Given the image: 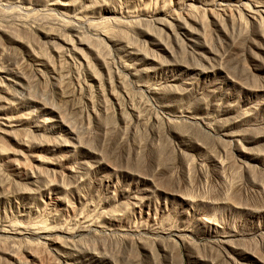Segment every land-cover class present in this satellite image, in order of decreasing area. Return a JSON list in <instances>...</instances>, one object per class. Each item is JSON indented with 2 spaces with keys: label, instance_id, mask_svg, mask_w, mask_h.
Here are the masks:
<instances>
[{
  "label": "rangeland",
  "instance_id": "obj_1",
  "mask_svg": "<svg viewBox=\"0 0 264 264\" xmlns=\"http://www.w3.org/2000/svg\"><path fill=\"white\" fill-rule=\"evenodd\" d=\"M11 21L0 264H264V0H0Z\"/></svg>",
  "mask_w": 264,
  "mask_h": 264
},
{
  "label": "bare ground",
  "instance_id": "obj_2",
  "mask_svg": "<svg viewBox=\"0 0 264 264\" xmlns=\"http://www.w3.org/2000/svg\"><path fill=\"white\" fill-rule=\"evenodd\" d=\"M7 20H10V19H7ZM8 24H9L8 27L0 25V36L3 35L9 41V43L20 44V45L23 44L29 48L28 45H29V39H30V35H29L30 30H29V27L25 24V22L16 21L15 23L12 22V24L8 22ZM45 36L46 38L51 39V40L61 39L57 37L58 35L51 33V32H47ZM0 74H1V69H0Z\"/></svg>",
  "mask_w": 264,
  "mask_h": 264
}]
</instances>
